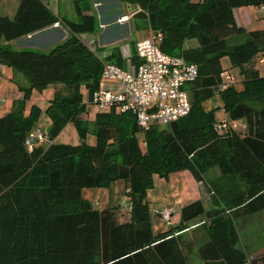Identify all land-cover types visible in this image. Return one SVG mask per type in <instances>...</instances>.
I'll return each instance as SVG.
<instances>
[{
	"label": "trees",
	"instance_id": "1",
	"mask_svg": "<svg viewBox=\"0 0 264 264\" xmlns=\"http://www.w3.org/2000/svg\"><path fill=\"white\" fill-rule=\"evenodd\" d=\"M13 18L0 16V65L23 74L26 99L32 89L62 84L47 113L52 123L44 144L28 150L26 138L38 109L0 117V264H188L192 242L183 237L189 224L205 217L206 238L196 248L205 264H264V253L248 257L238 247V214L264 210V74L252 64L264 56V28L239 26L234 10L264 6V0H121L137 7L133 17L159 36L160 49L198 68L186 86L188 114L160 128L137 126L131 112L113 108L97 113L96 143L56 144L72 122L81 139L87 131L85 104L101 85L106 62L122 65L127 57L113 49L100 58L81 38L93 33L95 19L74 0L78 21L61 18L43 0H18ZM60 23L68 36L47 52L14 50L9 42ZM242 36L240 43L230 40ZM196 40V47H185ZM242 76L241 89L221 74V60ZM131 60L137 64L134 47ZM222 83H226L222 85ZM218 96V108L205 103ZM227 117L218 119L216 112ZM222 121L241 127L219 131ZM140 136H139V135ZM219 176L207 180L212 169ZM188 170L211 198H199L179 210V223L154 232L145 199L153 174ZM123 181L129 220L119 222L116 208L93 209L84 188H108ZM238 211V212H237Z\"/></svg>",
	"mask_w": 264,
	"mask_h": 264
},
{
	"label": "rangeland",
	"instance_id": "2",
	"mask_svg": "<svg viewBox=\"0 0 264 264\" xmlns=\"http://www.w3.org/2000/svg\"><path fill=\"white\" fill-rule=\"evenodd\" d=\"M60 1V15L70 21H78L76 7L73 4L74 0ZM5 2L7 5H10V0H5ZM0 3L2 4V0H0ZM80 6L84 13L92 15L95 19L94 32L81 34L80 38L92 50L95 49L93 50L95 52H103L106 49L110 50L105 57H108L117 48L119 50L122 49L120 52L123 53V57H130L138 41L154 36L143 21L133 17L137 7L127 5L121 0H88L86 3H81ZM251 9L253 10L251 14L254 18V24L245 26L249 29L264 26V6L250 7L248 10ZM240 10L239 15L242 21L241 16H243V9ZM1 15H3L2 12H0V16ZM249 23L250 22H248V25ZM56 25H58V23H56ZM67 33L68 31L65 29V34ZM45 36L46 35H43L40 38L45 40ZM243 40L244 38L242 36H238L230 40L229 43H240ZM197 44L196 40L188 41L189 47H196ZM115 45H119L120 47H115ZM9 46L14 50H21L20 46L15 43ZM23 49L31 50L26 48ZM33 51L40 52V50ZM41 52L45 53L47 51L41 50ZM258 58L259 57L255 58L253 62L257 61L256 67L261 74H264V64H259ZM221 63L223 69L228 70V73L234 77L233 85L237 89H241L242 76L239 74V70L231 68L228 57H223ZM101 82L103 86L108 83L105 80ZM225 84L222 83V85ZM26 85L27 80L23 74L13 68L0 65V117L16 111H22L25 115H29L34 107L39 111L34 121V129L39 128L42 133L48 134L51 130L52 123L51 117L47 113L48 106L54 98L56 91L66 93V90L63 89L62 84H50L42 90L32 89L26 99H24V87H26ZM82 93L86 113L82 114V118L83 120H87L88 124V131L84 139H81L74 124L69 122L54 138V143L77 145L83 140L86 145H95V120L97 113H104L109 110L95 111L89 102L85 88H82ZM219 103L221 104L218 96H214V98L205 103V108H218ZM216 117L218 119H223L227 117V115L223 111L218 110L216 112ZM166 125L167 124H158L156 126L163 128ZM49 143L48 141L44 145L48 146ZM218 176L219 170L217 168H212L207 173L206 179L210 180ZM208 194L205 185L198 182L188 170L172 172L166 176L154 173L152 186L145 191V199L148 202L154 232H158L161 229L167 230L169 228L167 223L159 215V213L163 212L165 209H172L174 211L171 218V224L173 225L180 221L179 210L192 201L202 198L204 207L207 210L210 209L212 205L211 198ZM82 197L88 200L92 208L96 210L116 208L119 222H126L129 220V199L123 181H116L108 188H84L82 189ZM204 221L205 217L194 220L189 224L188 229L183 231L184 239L192 242V252L188 254V264H205L196 254V248L199 243H202L206 238L207 229L203 225ZM234 222L239 235L238 247L244 250L248 257H254L264 252V210L254 214H238Z\"/></svg>",
	"mask_w": 264,
	"mask_h": 264
},
{
	"label": "built area",
	"instance_id": "3",
	"mask_svg": "<svg viewBox=\"0 0 264 264\" xmlns=\"http://www.w3.org/2000/svg\"><path fill=\"white\" fill-rule=\"evenodd\" d=\"M154 35V34H153ZM160 37L154 35L138 41L135 45L137 64L126 57L120 66L106 62L103 65L102 82L92 97L90 104L95 111L111 110L131 112L137 126L144 131L158 124H169L189 113L191 100L186 86L198 75L195 64L183 57L164 53L159 47ZM225 81L232 82L234 77L228 72L221 74ZM241 127L239 122L222 121L216 124L219 131ZM48 142L46 134L33 128L27 135L26 147L32 150ZM174 211L165 209L160 217L171 224Z\"/></svg>",
	"mask_w": 264,
	"mask_h": 264
},
{
	"label": "crops",
	"instance_id": "4",
	"mask_svg": "<svg viewBox=\"0 0 264 264\" xmlns=\"http://www.w3.org/2000/svg\"><path fill=\"white\" fill-rule=\"evenodd\" d=\"M43 1H44V3H46L48 5V7L52 10V12H54L55 14L60 16L61 18H64L62 15H60V5H61L60 0H43ZM18 4H19L18 0H10V5H7L5 0H2V4L0 3V12H2L3 15H1V16H8L10 18H13L15 13H16ZM10 6H12V7H10ZM6 7H7V9H6ZM249 8L248 7L247 8H240V9H243V16H241L242 21L240 20V15H239L240 11H241L240 9L234 10V17H235V20L239 26H243L247 30H253V29H249L246 27V26H250L251 24H254V18L252 17V14H251V12L253 11L252 10L253 8L251 10H248ZM248 22H250L249 25H248ZM258 28H264V26L258 27ZM254 29H257V28H254ZM43 35H46L45 40L40 38ZM66 35L68 36V33L65 34V29L63 28V26L60 23H58V25L54 24L53 26L47 27L41 31L36 32V33L29 34V35L24 36L20 39L11 41V42H9V45L15 43L16 45L20 46V49L26 48V49H31V50L49 51L53 46L61 43L65 39V37H67ZM115 47H120V46L115 45ZM185 47H187V48L189 47L188 41L186 42ZM93 50H95V49H93ZM120 50L122 51V49H120ZM108 51H110V50L106 49L103 52H99V51H96V52L100 58L104 59L105 56L109 53ZM258 62H259V64H264V56L259 57ZM252 64L256 67L257 61L252 62ZM201 200H202V198H201ZM117 216H118V214H117ZM162 230H164V229H161L160 231H162ZM262 253H264V252H262Z\"/></svg>",
	"mask_w": 264,
	"mask_h": 264
}]
</instances>
